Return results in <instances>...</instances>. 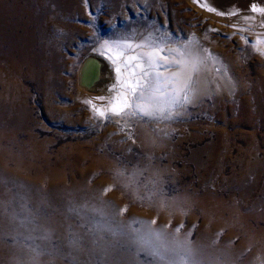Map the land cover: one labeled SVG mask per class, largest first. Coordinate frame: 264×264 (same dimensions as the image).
I'll return each mask as SVG.
<instances>
[{"label":"bare ground","instance_id":"bare-ground-1","mask_svg":"<svg viewBox=\"0 0 264 264\" xmlns=\"http://www.w3.org/2000/svg\"><path fill=\"white\" fill-rule=\"evenodd\" d=\"M11 1L17 3L20 0ZM29 1L34 7V13L29 11L28 18L32 23L41 22L45 30L51 28L50 18L46 16L53 12L52 4L56 10L64 8L69 15L74 13V9H68L69 3H64L63 0ZM81 1L76 0L77 5L82 4ZM89 1L94 7L96 0ZM116 1L120 5L127 2ZM134 1L150 5L151 0ZM216 1L209 0V3L214 4ZM229 1V10L223 11L231 13L232 21L238 26L249 24L251 16L248 9L252 8V4L249 3L251 1ZM246 4H250L247 10L244 7ZM243 11L247 13L243 14ZM262 17L264 15L258 19ZM261 23V28H264V20ZM32 25L26 29V33L19 32V35H15L11 32L4 39L0 38V58L5 59L8 65L4 68V65L0 64V264H254L264 252V232H256L247 223L246 216L241 215L242 204L237 208L227 205L206 190L200 194L185 192L172 200L155 198L152 195L157 194L160 187H153L149 181L145 183L148 188L147 196L141 197L144 191L137 185L140 172L160 179L166 170H160L154 163L162 161L171 163L182 158V147L187 140L183 136L187 126L185 118H182L178 127L172 124L168 114L160 116L162 120H138L134 129V141L125 144L116 142L113 145L117 152L127 154V157H124L129 162L140 164L130 172V177L124 176L117 165V160L110 153L105 151L100 154L99 147L86 151L73 146L65 147L74 158V165L68 174L60 172L64 168L63 163L53 162L46 150L50 142H40L31 133L32 128L31 130L28 128L32 119L24 102L21 87L22 79L35 76L30 70L25 72L26 68L31 67L28 56L31 55L33 58L34 70L47 61H51V67L54 68L58 59L56 48L52 50L55 45L53 39H50L46 46H41L38 53H33L34 40L29 34ZM182 32L186 33L183 30ZM135 33L133 31L126 34L133 37ZM116 36L118 38L123 36L124 39L125 33ZM253 38L254 45L257 46V35ZM114 43L106 45L105 48L97 47L99 53L88 56L79 72L78 83L84 101L90 106L93 115L100 117L103 116L96 109L102 111L104 107H108L109 102L106 101L104 104L103 101L109 100L112 96L113 63L114 66L121 64L123 66L124 61L132 57L146 58V54H149L144 52V49L140 51L135 42ZM178 46L181 47L178 65L176 61L169 59L167 61L169 64L173 62L167 75L173 82L171 90L168 93L164 88L154 92L152 89L156 87L155 80L149 81V90L136 97L139 110L148 111V108L153 106L163 112L178 104L183 105L189 91V80L196 81L201 89L210 90L213 88L212 82L218 81L212 74L213 70L209 69L210 66L209 68L202 66L205 53L195 49L187 52L188 47L185 43ZM124 49L127 50L126 53ZM100 53L106 55L101 57ZM122 54L123 60L118 63L115 57ZM212 62L215 66L219 60L214 57ZM177 75L179 80H173L172 77ZM185 84L187 87H184ZM215 85L217 89L219 84ZM244 92L245 90L240 92L242 104L248 103ZM249 93L263 100L260 114L264 118V76L251 84ZM52 111L54 114L56 108L53 107ZM243 112L241 118L232 120L233 125L251 126L261 121L252 117L248 108H244ZM175 130L179 133L177 141L173 138ZM25 134L27 137L22 140L21 137ZM244 139L248 140L249 137ZM106 141L111 143L108 137ZM133 148L137 149V155L131 153ZM199 154L200 149H196L192 158L198 157ZM82 165L86 166L85 169H81ZM74 169L77 170L75 174ZM102 173L110 175L112 180L105 175L101 176ZM98 178L100 179L97 180ZM44 180L47 181L46 186L40 185ZM92 181H96L95 184H91ZM116 187L119 188L118 191H114ZM106 190H109V193L105 196ZM128 193H131L135 209L153 208L154 215L148 217L130 214L128 218H124L121 209L129 202ZM165 209L170 217L164 214ZM183 209L199 210L207 223L194 242L190 241L191 232L183 235L177 233L176 227L180 225L179 213ZM35 211H43V214L36 215L33 213ZM225 213L229 214V218H224ZM136 220L138 229L133 227ZM36 223H40V226L33 225ZM168 226L173 228L169 229ZM226 228L229 231L226 241L219 244L218 232ZM240 233L244 234V241L239 248L234 249V240ZM106 241L113 243L112 247H108V251L104 250ZM250 247L255 248L253 255L246 261H241L242 255ZM142 255L148 256L151 261L143 260ZM182 255L185 256L184 261L181 260Z\"/></svg>","mask_w":264,"mask_h":264},{"label":"rangeland","instance_id":"rangeland-1","mask_svg":"<svg viewBox=\"0 0 264 264\" xmlns=\"http://www.w3.org/2000/svg\"><path fill=\"white\" fill-rule=\"evenodd\" d=\"M72 1L63 0L64 3H69L68 9H74L71 15L64 8L56 10L55 5H51L53 12L46 16L50 18L51 28L45 30L41 22L32 23L28 18L29 11L34 13V7L29 0H20L17 3L0 0V38L4 39L11 32L15 35H19V32L26 33V29L33 24L29 34L34 40L32 47L34 54L39 52L41 46H46L50 39L55 41L52 50L56 48L58 57L56 67L52 68V62L47 61L34 70L33 58L29 55L31 67L26 68L25 72L30 70L35 76L22 79L21 87L24 102L32 119L28 128L30 130L32 128L31 133L40 142H50L46 150L50 153L53 162L63 163L64 168L60 172L68 174L74 165V158L65 147L73 146L81 151L99 147L100 154L105 151L110 153L117 160V165L124 176L130 177V172L140 164L129 162L124 157H127V154L117 152L113 145L116 142L125 144L134 141V129L138 120H162L160 116L168 114L172 124L178 127L182 118H185L188 122L186 121L187 126L183 136L187 140L182 147V158L171 163L167 161L154 163L160 170H166L160 179L152 178L146 172H140L137 185L144 191L141 197L145 198L148 193L146 181H149L153 187H160V191L153 194V197H163L166 200H172L185 192L200 194L206 190L227 205L237 208L242 204L241 215L246 216L247 223L256 232H264V118L260 114L263 100L249 93L251 84L264 76V28L260 26L264 17L258 19L259 16L264 15V0H257L258 2L250 0L252 8L248 11L251 21L247 25H239L240 27L232 21L231 13L227 12L229 0H217L215 5L209 3V0H151L150 5L136 3L134 0H127L124 5L118 4L116 0H96L94 7L89 0H82L80 5H77L76 0ZM250 4L244 6L246 10ZM223 9L227 11L224 12ZM252 19L255 24L251 23ZM133 31L136 32L134 36L128 37L127 34ZM124 33V39L123 36L122 38L116 36ZM255 35L258 37L257 46L253 42ZM132 42L138 44L140 51L144 49V52L149 53L146 54L145 59L149 55L159 54L156 59L161 64L159 71L164 77H168L171 70L169 66L173 62L176 61L178 65L177 59L181 54V47L178 45L185 43L188 47L187 52L195 49L205 53L202 66L204 68L210 66L209 69L213 70L212 74L219 82L216 80L212 82L214 84L210 90V88L201 89L196 81L189 80V91L183 105L178 104L173 108L165 109L164 113L151 106L147 111L152 113L149 116L139 110L136 100L138 96L133 97L127 89L125 82L128 74L125 71V63L123 66L115 65L116 67L113 63L114 78L112 77L111 90L113 100L110 98L103 101L104 104L106 101L109 102V106L102 110L108 108L109 111H104L103 117L93 115L90 106L84 101L78 83L83 61L90 55H97L95 54L99 53L97 47L105 48L110 43ZM105 55L100 53L101 57ZM123 55L119 56L120 59L115 57L118 63L123 60ZM214 57L219 60L218 65L215 66L212 62ZM106 59L108 60L107 57ZM168 59L173 62L169 64ZM112 61L115 62L114 59ZM0 64L4 65V68L8 67L3 58H0ZM118 67L121 70L119 74L116 71ZM170 79L162 81L167 87L163 86L162 82L160 85L163 86L161 89L165 88L164 91L168 93L173 85ZM215 84H219L220 87L216 89ZM242 90H245L244 97L248 103L242 104L240 98ZM125 96L131 105L125 110L126 114L116 116L110 113L111 106ZM53 107L56 108L54 114ZM244 108H248L251 116L261 121L251 126L233 125L232 120L241 118ZM176 131L173 138L177 141L179 133ZM26 137L27 134L21 139L24 140ZM107 137L111 143L106 141ZM245 137L249 139L245 140ZM196 149H200V154L192 158ZM131 153L137 155L138 151L133 148ZM85 167L82 165L81 169ZM76 172L77 170L74 169V174ZM103 175L112 180L110 175L102 173L101 176ZM46 182L44 180L40 185L46 186ZM95 182L92 181L91 184ZM118 190L119 188L116 187L114 191ZM108 193L109 190H106L104 195ZM127 198L129 202L121 209L124 218H128L130 214L148 217L154 215L153 208L135 209L131 193H128ZM33 213L39 215L43 214V211ZM164 214L170 217L166 209ZM179 218L177 233L183 235L191 232V242L197 239L199 232L207 225L204 215L197 209H183L179 213ZM224 218H229V214L225 213ZM58 221L63 223L61 220ZM137 223L136 220L133 224L136 229H138ZM33 225L40 226V223ZM168 228L173 227L168 226ZM228 234L227 228L218 232V243H224ZM243 241L244 234H238L233 248H239ZM112 246L113 243L106 241L104 250L108 251V247ZM254 249L248 248L242 255L241 261L249 259ZM141 258L147 262L151 261L146 255H142ZM181 260H185L184 255L181 256ZM254 264H264V252Z\"/></svg>","mask_w":264,"mask_h":264},{"label":"snow or ice","instance_id":"snow-or-ice-1","mask_svg":"<svg viewBox=\"0 0 264 264\" xmlns=\"http://www.w3.org/2000/svg\"><path fill=\"white\" fill-rule=\"evenodd\" d=\"M158 55V53L155 55H149L147 59L143 57H132L125 62V71L128 74V79L125 83L127 84L128 91L133 97H137L139 94H143L144 91L149 90V81L153 79L155 80L156 87L152 90L154 92H159L161 91V82L169 79L168 77H164L159 71L161 64L159 60L156 59V56ZM116 71L119 74L121 70L118 67ZM172 79L178 81L179 76H173ZM184 87H187V84H185ZM128 107H131V105L128 103L127 98L124 97L113 104L111 113L116 116L124 115L126 114L125 110ZM96 111L99 112L101 116L104 115V112L100 111V109H96ZM140 111L146 115L152 114L144 109H141Z\"/></svg>","mask_w":264,"mask_h":264}]
</instances>
